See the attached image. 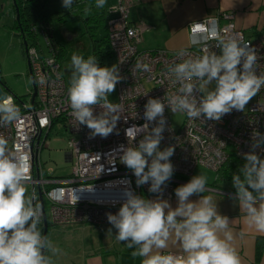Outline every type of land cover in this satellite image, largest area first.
<instances>
[{"label": "clouds", "instance_id": "9594fccd", "mask_svg": "<svg viewBox=\"0 0 264 264\" xmlns=\"http://www.w3.org/2000/svg\"><path fill=\"white\" fill-rule=\"evenodd\" d=\"M107 0H95L96 8H103ZM63 7L71 10L74 0H62ZM93 5L84 7L83 16L92 12ZM190 43L203 49L202 55L182 49V62L168 68L173 84H179L178 93L165 99L149 98L145 104L147 121L138 131L144 132L138 146H121L120 162L133 171L137 184L150 182L149 191L159 193L170 180L174 168L170 157L174 147L160 150L166 120L167 106L172 113L186 112L191 119L204 117L220 121L233 109L243 111L245 106L264 87V72L257 74L258 55L250 43H242L236 36L224 35L214 18L190 26ZM215 40L219 54L207 50L209 41ZM187 57V58H184ZM242 66V67H241ZM71 79L68 102L77 124L86 125L91 137H107L117 126L121 106L109 102L122 77L116 64L99 66L98 58L71 56ZM137 69L147 65L137 62ZM215 87L209 90V85ZM39 84L45 80L40 77ZM196 92L203 95L197 97ZM99 106L102 111L94 114ZM19 107L6 96H0V126L19 119ZM156 126L149 131V123ZM127 136L132 141L135 137ZM255 149L264 144V136L253 133ZM150 158V163H149ZM245 163L240 174L232 177L236 198L245 213L250 228L264 233V159L255 151L244 154ZM31 158L8 147L0 136V264H53L52 256L60 249L42 235L38 225L42 213L35 195L28 196L27 184ZM207 180L203 175L193 176L189 182L175 189L178 204L172 208L168 200L145 199L131 192L116 214L107 213L108 222L117 229L116 239L134 248L133 257H142V264H241L232 245L231 221L218 211L212 196H201L197 201L189 198L204 193ZM251 189V190H250ZM111 231V229H109ZM178 242L181 253L164 252L169 241ZM51 253V255H49Z\"/></svg>", "mask_w": 264, "mask_h": 264}, {"label": "built area", "instance_id": "2783aa9c", "mask_svg": "<svg viewBox=\"0 0 264 264\" xmlns=\"http://www.w3.org/2000/svg\"><path fill=\"white\" fill-rule=\"evenodd\" d=\"M132 0H117L108 7L107 42L112 52L113 64L119 68L121 81L115 91L109 95V102L121 106L117 126L107 137H91V130L77 124L71 115L68 102V87L60 60L61 48L54 35V24L42 23L33 29V38L27 46V60L35 84L36 97L33 101V90L29 101L3 88L0 78V89L19 107V119L13 123L0 126V136L8 141V147L31 158L29 182L34 203L43 211L40 193L47 203L46 214L54 226H89L95 228H114L107 220V213L116 214L126 200V193L131 192L143 198H162L172 200L176 197L175 189L186 184L193 177L198 167L220 172L233 155L245 161L244 154L250 151L264 159V144L255 149L253 133L264 136V87L257 94V101L247 110L233 109L220 121L201 117L191 119L186 112L172 113L166 106V120L160 150L172 146L175 151L170 162L174 172L170 180L162 186V191H149L148 184L138 185L133 171L120 162V147L138 146L144 132L136 135L138 128L147 121L144 119L145 104L149 98L165 99L178 93L179 84H173L168 76L169 66L182 62L179 51L142 50L141 42L149 29L143 22L132 23L130 19ZM224 35L238 37L242 43H250L258 55L257 74L264 72V37L250 38L236 28L233 16L220 14L212 17ZM208 19V18H207ZM197 21L202 23L207 21ZM187 26L190 35L189 26ZM44 42V46L41 44ZM188 53L202 55L200 46L190 45L184 49ZM207 50L219 54L216 41L207 44ZM187 58V57H184ZM147 65V69L135 67L136 63ZM111 67V66H110ZM242 67V66H241ZM43 77L44 84L38 80ZM197 97L202 93L196 92ZM102 109L94 108L98 115ZM179 114L183 119L179 127L174 128L171 115ZM61 123L70 133L67 162L74 164L71 176L54 177L45 173L40 154L49 147L48 136L56 123ZM156 122L149 123V131ZM135 137L132 141L127 136ZM149 158V163H150ZM211 190V187H206ZM220 192V191H219ZM222 192V191H221ZM224 193V192H222ZM226 193V192H225ZM180 254V253H176Z\"/></svg>", "mask_w": 264, "mask_h": 264}, {"label": "crops", "instance_id": "0c3cea01", "mask_svg": "<svg viewBox=\"0 0 264 264\" xmlns=\"http://www.w3.org/2000/svg\"><path fill=\"white\" fill-rule=\"evenodd\" d=\"M132 2L129 20L132 23L143 22L149 28L140 45L142 50L174 52L189 48L191 43L188 24L224 13L233 16L236 28L242 30L249 39L264 37V0H132ZM107 3L110 7L116 4L117 0H107ZM55 40L57 42L56 38ZM203 195L212 196L219 213L231 221L229 227L234 236L232 245L241 264H264V251L260 261L255 258L258 239L264 238V233H259L247 225L245 213L239 207L236 193L216 186L189 199L197 201ZM168 201L172 208L178 204L177 197ZM52 227L53 235L56 232L64 233L63 238L67 244L65 254L57 264H142V257L131 255L134 248H128L126 242L116 239L115 228L54 225ZM57 228L63 229L59 231ZM72 239L76 241L70 243L73 246L70 248L68 242ZM181 251L179 243L171 240L169 248L164 250L173 253Z\"/></svg>", "mask_w": 264, "mask_h": 264}, {"label": "rangeland", "instance_id": "374dc122", "mask_svg": "<svg viewBox=\"0 0 264 264\" xmlns=\"http://www.w3.org/2000/svg\"><path fill=\"white\" fill-rule=\"evenodd\" d=\"M48 9L50 13L54 14V33L57 43L61 49L64 50V57L61 60L62 72L67 83L71 79V56L73 54L81 55L85 59L88 56H94L99 41L103 38V32H98L91 37L88 29L83 22L75 17H69L65 21H58V16L63 13L64 7L62 0H54L49 3ZM15 24V7L13 0H0V78L2 83L9 93L13 96L21 97L26 101L31 98V91L33 90L32 81L29 75V65L23 46V38L14 28ZM97 41L98 43H95ZM43 47L44 42L41 40ZM105 53L106 47L102 48ZM215 83L209 85V90L214 89ZM114 93V92H113ZM112 93V95H113ZM257 97L245 106V110L249 109L250 105L255 103ZM174 128L179 127L183 116L179 114L171 115ZM71 139L70 133L64 128L61 123H56L51 129L48 141L49 147L44 148L40 154V162L47 174L54 177H69L71 176L74 164L67 162L65 154L68 151V142ZM222 172H215L208 168L198 167L194 175H203L206 177L207 186L218 185L221 189L233 192V184L225 183L220 180ZM28 196L32 194V187L27 185ZM48 214V212H47ZM63 228H57L61 231ZM54 228L51 226L47 237L52 241L53 245L60 249V252L52 256L53 264H57L58 260L62 258L66 251V243L63 238L64 233L56 232L53 235ZM76 240H69L74 243ZM73 247L70 245V248ZM51 255V253H49Z\"/></svg>", "mask_w": 264, "mask_h": 264}, {"label": "trees", "instance_id": "16d2710c", "mask_svg": "<svg viewBox=\"0 0 264 264\" xmlns=\"http://www.w3.org/2000/svg\"><path fill=\"white\" fill-rule=\"evenodd\" d=\"M54 0H15V24L14 28L17 30L21 37H24L27 43H30V40L33 38V29L38 27L42 23H53L54 14L50 13L48 5ZM93 5L92 12L87 17L83 16V10L86 5ZM95 0H74V4L71 10L64 9L63 13L58 16V21H65L69 17H75L80 19L83 24L88 29V32L91 34V37L95 38L94 35L98 32H103V38L99 41L95 57L98 58L99 66L110 67L113 65V55L109 49L107 42V20L109 19L108 15V3L106 2L103 8H96ZM18 15V18H17ZM95 43H98L95 41ZM106 47L107 51L104 53L102 48ZM64 57V50L61 49L60 60ZM229 163L220 171L222 173L221 181L229 184H233L232 177L234 174L239 175L240 169L243 167L246 161L239 159L237 156L233 155L228 161ZM216 184L213 187L216 188ZM233 186V185H232ZM251 190V189H250ZM233 193H236L234 188ZM45 209L47 210V203L44 201ZM48 218V217H47ZM51 224L48 218V233L50 230ZM42 235L44 232V224L41 222L38 225ZM256 251V260L260 261L264 251V238L258 239Z\"/></svg>", "mask_w": 264, "mask_h": 264}, {"label": "water", "instance_id": "95a60500", "mask_svg": "<svg viewBox=\"0 0 264 264\" xmlns=\"http://www.w3.org/2000/svg\"><path fill=\"white\" fill-rule=\"evenodd\" d=\"M14 3H15V0H13ZM17 18H18V15H17ZM23 38V46L25 48V52H27V46H28V43L27 41L25 40L24 37ZM29 65V64H28ZM29 75H30V78H31V81H32V85H33V101L36 97V92H35V84H34V79L32 77V74H31V70H30V67H29ZM3 88L5 89L4 85H3ZM0 96H6L7 95L2 91V89H0ZM40 201H41V206H42V211H43V224H44V232H43V235H48V218H47V214H46V210H45V205H44V200H43V197L40 193Z\"/></svg>", "mask_w": 264, "mask_h": 264}]
</instances>
